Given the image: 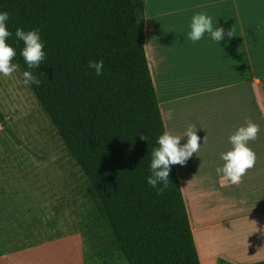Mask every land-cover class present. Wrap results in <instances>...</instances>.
Returning a JSON list of instances; mask_svg holds the SVG:
<instances>
[{
	"label": "crops",
	"instance_id": "1",
	"mask_svg": "<svg viewBox=\"0 0 264 264\" xmlns=\"http://www.w3.org/2000/svg\"><path fill=\"white\" fill-rule=\"evenodd\" d=\"M199 12L234 36L216 43L205 33L192 42L187 33ZM142 13L164 131L183 137L192 124L200 138L199 151L173 165L198 262L264 264V0H142ZM245 115L260 128L248 143L255 166L239 186L224 187L216 168ZM51 177L48 162L36 163L0 127V264H84L78 221L59 212L51 226L38 222L51 213L36 202L56 200L61 190ZM214 209L220 214L212 219Z\"/></svg>",
	"mask_w": 264,
	"mask_h": 264
},
{
	"label": "trees",
	"instance_id": "2",
	"mask_svg": "<svg viewBox=\"0 0 264 264\" xmlns=\"http://www.w3.org/2000/svg\"><path fill=\"white\" fill-rule=\"evenodd\" d=\"M0 12L9 13L6 43L21 74L15 30H39L45 59L31 71L42 83L28 86L82 175L86 223L105 229L124 264H199L174 166L162 194L146 181L165 131L143 52L142 0H0ZM89 60H103L102 75ZM0 127L39 161L1 112ZM82 227L78 217L80 235Z\"/></svg>",
	"mask_w": 264,
	"mask_h": 264
},
{
	"label": "rangeland",
	"instance_id": "3",
	"mask_svg": "<svg viewBox=\"0 0 264 264\" xmlns=\"http://www.w3.org/2000/svg\"><path fill=\"white\" fill-rule=\"evenodd\" d=\"M22 79L18 66L11 77L0 75V112L5 118L6 125L23 146L36 153L40 159L37 161L25 154L36 163L48 162L53 184L62 185L59 192L52 194L53 198H57L56 200L36 202L41 205L42 214L47 216L48 212L51 213L50 217L47 216V219L41 217L38 222L47 227L51 226L59 218V214L55 216V209L60 206L57 213L62 212L60 216L62 220L74 218L77 224L78 217L82 218L80 238L84 264H124L118 254L108 248L105 229L95 223H86L84 214L89 205L84 197L82 175L67 159L54 129L40 110L29 86L21 82ZM5 134L7 135L6 132ZM13 144L18 146L15 142ZM211 202L215 206L220 204V200L207 201V203ZM212 212L214 213L212 219L220 214L219 209H214ZM4 219L0 218V226L5 224ZM211 255L209 252L208 257Z\"/></svg>",
	"mask_w": 264,
	"mask_h": 264
},
{
	"label": "clouds",
	"instance_id": "4",
	"mask_svg": "<svg viewBox=\"0 0 264 264\" xmlns=\"http://www.w3.org/2000/svg\"><path fill=\"white\" fill-rule=\"evenodd\" d=\"M9 20L8 12H0V75L11 77L16 71L17 65L12 63L16 56V51L9 46L6 41L12 36L7 28ZM190 31L187 33L188 39L192 42L201 40L205 33L216 43L224 40L225 35L232 38V29L225 32L222 27H215L212 18L203 12L194 14L191 17ZM15 38L22 41L24 47L20 55L27 66L26 71L22 73V83L24 85H35L39 87L42 81L33 74L32 69H37L45 59L43 51L44 43L38 29L25 31L17 27L15 30ZM88 69L92 70L95 75L103 74V60H89ZM245 124L229 136L231 150L221 153V159L224 162L222 167H217L216 172L220 176L221 185L231 187L239 186L242 177L247 171L255 166L256 154L248 147L249 141L257 139L260 132L259 125L253 123L246 115L244 117ZM140 139L147 141V137L141 133ZM183 137H187V142L183 145L180 141ZM183 137L172 135L165 131L160 135L151 153V163L149 165V175L146 178L147 184L162 194L167 189L170 180L169 174L171 166H183L186 161L200 149L199 137L196 134L195 125L190 124L185 130Z\"/></svg>",
	"mask_w": 264,
	"mask_h": 264
}]
</instances>
